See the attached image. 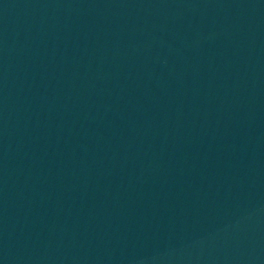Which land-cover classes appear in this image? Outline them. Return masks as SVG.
Listing matches in <instances>:
<instances>
[{
	"label": "water",
	"instance_id": "obj_1",
	"mask_svg": "<svg viewBox=\"0 0 264 264\" xmlns=\"http://www.w3.org/2000/svg\"><path fill=\"white\" fill-rule=\"evenodd\" d=\"M0 264H264V0H0Z\"/></svg>",
	"mask_w": 264,
	"mask_h": 264
}]
</instances>
